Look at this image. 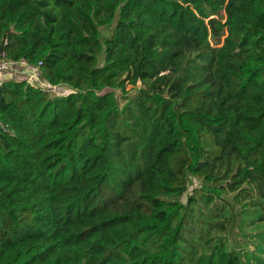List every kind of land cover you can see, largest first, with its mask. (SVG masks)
I'll use <instances>...</instances> for the list:
<instances>
[{"label":"trees","instance_id":"obj_1","mask_svg":"<svg viewBox=\"0 0 264 264\" xmlns=\"http://www.w3.org/2000/svg\"><path fill=\"white\" fill-rule=\"evenodd\" d=\"M21 59L70 90L0 80V264H252L226 230L264 221V0H0Z\"/></svg>","mask_w":264,"mask_h":264},{"label":"rangeland","instance_id":"obj_2","mask_svg":"<svg viewBox=\"0 0 264 264\" xmlns=\"http://www.w3.org/2000/svg\"><path fill=\"white\" fill-rule=\"evenodd\" d=\"M16 72H14V70H16ZM34 71L30 68H27L24 65L21 66H17L14 69H10L8 71H5L1 76H0V80L4 79V78H9L12 77L14 79H22L27 77L28 79H30L31 81H36V79L33 76ZM69 87V86H68ZM67 85L63 86H55L52 90L51 93L53 95H63L68 93V91L70 90V88H68ZM193 184L189 187V190L187 192V194H185L183 196V201L186 202L188 199V196L190 194H192L193 189L195 187H201V182L193 177ZM225 198V200H227L226 206H227V210L229 211L228 216L229 218H231V216L236 212V210L238 209V205H234L233 203V194L232 193H224L223 197ZM220 202L224 199L221 200V198H219ZM230 202V205L229 203ZM221 205L217 207V210L215 213H217L220 209ZM215 213L211 214L210 210L207 206H205L203 203H201L200 208H194L193 211V217H192V221L194 222V226L195 228L193 229H189V238L194 239L195 241H200V228L202 225H205L208 223V219L211 218V220H215ZM232 222V221H231ZM245 229H240L239 228V222L232 223L231 228H229L228 230H226V228L224 229L223 233H225V230L227 231V236H229V240H236L235 242H229V244H231L233 247H237L238 249H243V253L244 255H246L247 260L250 261V263L252 264H264V221H260L257 222L255 224H249V222H246V225H244ZM246 230V236H243V233ZM217 236L215 231H208L205 235H204V239L212 237L214 239V237ZM262 261V262H261Z\"/></svg>","mask_w":264,"mask_h":264},{"label":"built area","instance_id":"obj_3","mask_svg":"<svg viewBox=\"0 0 264 264\" xmlns=\"http://www.w3.org/2000/svg\"><path fill=\"white\" fill-rule=\"evenodd\" d=\"M21 65H24L27 68H30V69H32L34 71L33 76L36 79V83L38 85H40L41 87L47 88V89H53L55 87L52 83H50V82H48L46 80H43L40 77L39 65L31 64V63L27 62L25 59H21V60H7V61L1 62L0 63V76L5 71H8L10 69H14L17 66H21Z\"/></svg>","mask_w":264,"mask_h":264},{"label":"crops","instance_id":"obj_4","mask_svg":"<svg viewBox=\"0 0 264 264\" xmlns=\"http://www.w3.org/2000/svg\"><path fill=\"white\" fill-rule=\"evenodd\" d=\"M17 71V69L16 70H14V72H16ZM8 78V77H7ZM9 78H12V77H9Z\"/></svg>","mask_w":264,"mask_h":264}]
</instances>
